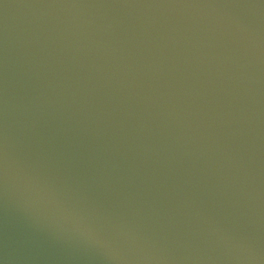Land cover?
I'll list each match as a JSON object with an SVG mask.
<instances>
[{
  "label": "water",
  "instance_id": "95a60500",
  "mask_svg": "<svg viewBox=\"0 0 264 264\" xmlns=\"http://www.w3.org/2000/svg\"><path fill=\"white\" fill-rule=\"evenodd\" d=\"M0 264H264V0H0Z\"/></svg>",
  "mask_w": 264,
  "mask_h": 264
}]
</instances>
